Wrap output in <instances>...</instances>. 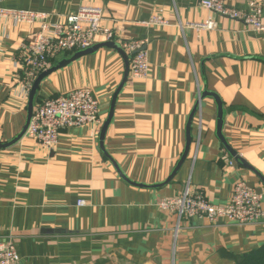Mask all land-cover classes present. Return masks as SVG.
I'll return each mask as SVG.
<instances>
[{
	"label": "crops",
	"instance_id": "0c3cea01",
	"mask_svg": "<svg viewBox=\"0 0 264 264\" xmlns=\"http://www.w3.org/2000/svg\"><path fill=\"white\" fill-rule=\"evenodd\" d=\"M249 1L226 0L240 10ZM83 5L102 7L119 41H141L150 72L129 77L118 96L103 141L109 157L102 127L96 134L91 126L64 129L52 151L25 136L0 149V242L13 237L20 264H240L245 254H252L248 264H264V218L240 225L194 217L181 221L175 237L176 217L157 205L188 183L224 204L244 178L264 207V31L207 9L203 0H0V8L49 13L51 24ZM155 15L168 24H151ZM210 19L213 29L199 26ZM39 27L0 18V143L26 123L31 89L21 83V54ZM125 69L118 51L101 48L44 79L35 104L90 87L104 124ZM205 90L220 96L223 133L245 163L218 138V106L207 97L192 121L186 160L168 184L153 186L181 159Z\"/></svg>",
	"mask_w": 264,
	"mask_h": 264
},
{
	"label": "built area",
	"instance_id": "2783aa9c",
	"mask_svg": "<svg viewBox=\"0 0 264 264\" xmlns=\"http://www.w3.org/2000/svg\"><path fill=\"white\" fill-rule=\"evenodd\" d=\"M204 6L224 17L244 22L255 31H264V0H250L247 10L230 6L226 0H203ZM49 13L33 10L0 8V18L19 24L40 25L30 41L22 47L23 77L21 83L30 90L40 73L52 66L63 54L86 49L97 42L116 41L128 53L130 59L129 77L141 78L150 72L148 53L143 43L135 40L118 39V31L104 24L105 10L100 6L83 5L76 13L51 24ZM154 25H167L162 16H153ZM199 26L213 29L215 22L208 20ZM130 79V78H129ZM100 100L90 87H78L63 95H53L39 100L25 137L33 139L45 150L52 151L58 144L61 132L72 127L91 126L96 134L102 127ZM234 164L230 161V165ZM85 205V200H79ZM158 207L176 217L175 237L181 230V221L194 217L207 218L212 222L226 219L235 224H254L264 218L263 195L249 186L244 178L236 180L227 203L216 204L207 194L194 189L188 183L179 194L160 198ZM20 256L13 237L0 242V264H20Z\"/></svg>",
	"mask_w": 264,
	"mask_h": 264
},
{
	"label": "water",
	"instance_id": "95a60500",
	"mask_svg": "<svg viewBox=\"0 0 264 264\" xmlns=\"http://www.w3.org/2000/svg\"><path fill=\"white\" fill-rule=\"evenodd\" d=\"M101 48H111V49L118 51L123 56V58L125 60V66H126L124 78H123L122 82L120 83V85L118 86V88L116 89V91L113 95L109 116H108L107 120L105 121V123L103 124L101 132H100L101 148L104 151V153L109 157V154L106 152V149L104 148L103 141L105 139V135L107 133L108 126L111 123L113 115H114L116 101H117L118 96H119L120 92L122 91L124 85L126 84V82L129 79V71H130L129 55L123 49L121 44L116 42V41H104L101 43H96V44H94V45H92L86 49L74 52L69 57H66V58H63L61 60L56 61L55 63L52 64V66L50 68H48L47 70L40 73L38 75V77L35 79L32 87H31V90H30L29 101H28V105H27V119H26V123L24 125L23 130L21 131L20 134H18L11 141L6 142V143H0V149L7 148V147H10V146L16 144L25 136L27 129L29 127L30 121H31L32 116H33V110H34V106H35L37 91L39 90L42 81L44 79H46L47 77H49L55 71L68 66L69 64H71L75 60L79 59L80 57H83V56L89 55V54H93ZM207 97L214 98L216 103H217V106H218V120H217V136H218V138L222 141V143L225 145L226 150L233 157H235L241 163H243V164L245 163V161L240 156H238L237 151H235L231 148V146L227 142V139L223 133V127H224V123H225V119H224L225 115H224L223 102H222L220 96L213 91L205 90V91H202L200 93L199 101L196 103V105H195V107H194V109L190 115L188 125H187V129H186V139H187L186 148H185V151H184L181 159L179 160V162H178L177 166L175 167L174 171L172 172V174L168 177V179L165 182L157 184V185H153V186H162V185L168 184L174 178V176L176 175V173L179 171L180 167L182 166V164L186 160V158L189 154V151H190L191 143H192V134H191L192 121H193L194 116L197 112L200 101L204 98H207ZM119 173L121 174L122 177H124L130 183L135 184V185L145 186V185H141L138 183H134L129 178H127L121 170H119Z\"/></svg>",
	"mask_w": 264,
	"mask_h": 264
},
{
	"label": "trees",
	"instance_id": "16d2710c",
	"mask_svg": "<svg viewBox=\"0 0 264 264\" xmlns=\"http://www.w3.org/2000/svg\"><path fill=\"white\" fill-rule=\"evenodd\" d=\"M251 256H252V254L242 255L241 256L242 257V261L240 262V264H248Z\"/></svg>",
	"mask_w": 264,
	"mask_h": 264
}]
</instances>
